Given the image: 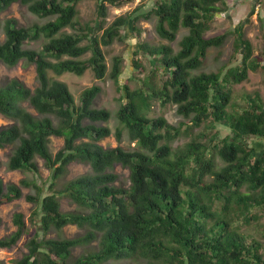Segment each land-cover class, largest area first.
Here are the masks:
<instances>
[{
  "label": "trees",
  "instance_id": "16d2710c",
  "mask_svg": "<svg viewBox=\"0 0 264 264\" xmlns=\"http://www.w3.org/2000/svg\"><path fill=\"white\" fill-rule=\"evenodd\" d=\"M79 1L0 0V15L19 3L28 12L49 18L25 26L14 17L0 16L4 35L0 63L33 64L36 79L33 88L16 77L0 80V115L11 121L0 128V148L11 147L6 167L37 175L41 158L49 171L46 187L36 177L22 178L18 184L0 178V204L20 198L22 187H28L31 192L24 197L35 206L32 231L22 214L15 213V229L0 237V247H11L29 233L26 251L14 264H264L263 242L240 230L241 223L257 219L256 208L264 210V147L259 150L248 142L264 138V101L247 94L244 106L227 110L232 85L246 80L248 70L264 69L244 37L243 21L232 31L205 36L222 11L218 3L223 0H155L144 16H156L159 37L172 41L180 27L188 32L175 53L166 44L137 43L133 55L153 56L162 76L155 79L152 72L134 89L122 85L125 99L116 113L115 137L120 141L124 129L136 146L104 147L99 141L111 130L96 123L107 121L110 112L93 106L101 87H85L76 104L66 82L54 75H82L91 68L96 79L108 76L117 82L123 58L113 56L107 72L101 45L121 40L128 22L139 35L140 13L118 15L105 26L106 4L120 6L133 0H96L94 23L80 22ZM230 32L235 34L239 61L217 71L192 73L207 49L222 45ZM41 37L45 41L40 49L25 47ZM88 51L90 55L82 59ZM133 63L143 71L139 60ZM153 100L162 106L174 104L183 121L173 125L163 116L150 117ZM215 123L225 125L228 132L223 136L210 132ZM201 125L204 129L198 135L172 146L183 132ZM50 136L63 138L54 154L48 147ZM73 161L89 165L90 172L57 188ZM116 164L128 169L126 187L116 184ZM63 194L81 208L62 211ZM67 225L83 232L65 237L62 230ZM51 232L55 235L48 236Z\"/></svg>",
  "mask_w": 264,
  "mask_h": 264
},
{
  "label": "rangeland",
  "instance_id": "374dc122",
  "mask_svg": "<svg viewBox=\"0 0 264 264\" xmlns=\"http://www.w3.org/2000/svg\"><path fill=\"white\" fill-rule=\"evenodd\" d=\"M155 0H133L120 6L107 5V16L105 19V26L108 25L116 16L125 15L127 13L139 14L140 17L136 21V27L139 28L140 34L133 30L132 24L128 22L121 29V40L115 39L109 45H101L104 53L105 62L107 65V72L111 68L112 57L115 55H121L123 58L122 72L117 80L114 82L108 76L104 79H96L91 68H87L82 75H75L73 73L65 72L61 75H54L57 79H60L68 85L71 93L74 96L75 103L79 104L80 93L85 88L92 84H97L101 87L100 93L94 100L93 106L96 108H106L110 112V118L103 122L99 121L98 125H107L111 133L110 135L102 138L99 143L104 147H114L120 145L126 149L135 147L136 143L131 142L128 139L126 130H122L121 139L118 141L115 137V129L118 125L116 113L122 102L124 101L122 85L127 84L130 89H134L141 85L143 79L154 73L155 79L162 76L161 66L159 61L153 62L154 57L149 54L138 53L133 55L134 49L138 42H147L150 45L166 44L172 48L175 53L179 47V41L187 34L188 29L180 27L176 33L174 40L170 41L159 37L155 30V24L157 18L151 14L148 18H145V14L150 10ZM224 2V3H223ZM218 5L222 8V11L215 15L214 20L211 23L210 28L205 32V36L215 35L221 32L232 31L233 27L243 21V33L244 37L248 38L253 47V55L257 56L261 64L264 65V0H223ZM137 10L135 11L136 7ZM78 16L77 19L80 22L89 21L94 23L96 20V0H80L77 4ZM253 11V14L250 12ZM1 18L14 17L21 25H30L34 22L43 23L49 18H40L20 5L19 3H13L7 10L1 13ZM66 31H73L70 28H65ZM101 31H99V34ZM4 35L0 32V41H2ZM234 33H228L224 43L218 47H209L206 51V55L202 60L199 68L192 70L191 72L196 74L199 72L217 71L220 67L233 66L239 61V52H234ZM44 38H40L37 41L25 43V47H33L40 49L42 47ZM90 55V52H86L81 58H86ZM159 57V56H158ZM133 60H139L143 67V71L140 72ZM52 75V72H50ZM4 77H16L22 81L26 86L33 88L36 85L35 70L33 64L21 60L12 67H7L5 64L0 63V80ZM153 77V78H154ZM247 94L255 96L259 95L260 99L264 101V69L262 66L256 70H248L247 79L241 83L232 85V98L227 107L230 112H235L239 107L245 105V97ZM24 106H27L25 103ZM28 108V107H27ZM32 111L31 108H28ZM150 117L163 116L170 124L178 125L180 121H183V117L176 112V106L174 104L160 105L158 101L153 100L151 108L148 112ZM11 121L4 116L0 115V128L10 124ZM184 127V126H183ZM204 129V125L192 128L189 132H183V135L176 138L172 142V146L175 147L178 144H183L189 140L192 136H196L200 131ZM217 130L220 136L225 135L228 129L223 124L215 123L212 126L210 132ZM204 137L200 138L203 140ZM249 143L254 144L257 149L264 147V138H250ZM63 145V138L58 136H50L48 147L54 154ZM11 147L6 146L0 148V178L4 182H13L18 184L22 178L32 179L37 178L38 183L45 182V187L48 185L49 171L46 169L41 158H37V164L39 171L37 175L28 171L22 170H8L6 162L8 155L10 154ZM217 162L221 161L216 157ZM222 164V163H221ZM67 173L60 177L57 183V188L76 176L90 172V167L87 164L73 161L67 167ZM113 171L117 174L116 184L121 186H128V169L116 164ZM31 192V188L22 187V196L17 199H13L8 202L0 204V237L11 233L15 229L13 223V215L15 213H21L22 218L32 231V225L30 218L32 211L35 209L34 204L27 201L24 195ZM76 203L70 200L69 197L64 194L60 196V209L62 211H76L80 209ZM257 219H252L248 224L241 223L240 230L245 233H250L256 238L260 239L264 245V210L256 208ZM83 232L82 229L76 225H67L63 228L62 234L65 237L74 236L77 233ZM29 233L23 234L17 242L11 247H0V264H14V261L19 258L25 251V241ZM55 233L51 232L48 236H54ZM79 247L74 250L75 253L79 252Z\"/></svg>",
  "mask_w": 264,
  "mask_h": 264
}]
</instances>
